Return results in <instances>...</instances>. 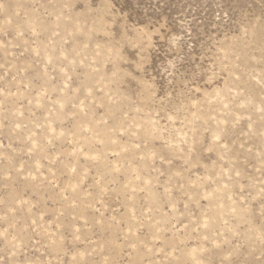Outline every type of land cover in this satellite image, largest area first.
<instances>
[{"label": "rangeland", "instance_id": "obj_1", "mask_svg": "<svg viewBox=\"0 0 264 264\" xmlns=\"http://www.w3.org/2000/svg\"><path fill=\"white\" fill-rule=\"evenodd\" d=\"M0 264H264V0H0Z\"/></svg>", "mask_w": 264, "mask_h": 264}]
</instances>
